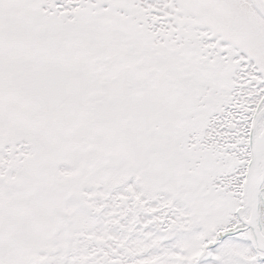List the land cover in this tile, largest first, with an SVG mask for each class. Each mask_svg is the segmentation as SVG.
Segmentation results:
<instances>
[{
  "label": "snow or ice",
  "instance_id": "obj_1",
  "mask_svg": "<svg viewBox=\"0 0 264 264\" xmlns=\"http://www.w3.org/2000/svg\"><path fill=\"white\" fill-rule=\"evenodd\" d=\"M0 264H264V0H0Z\"/></svg>",
  "mask_w": 264,
  "mask_h": 264
}]
</instances>
